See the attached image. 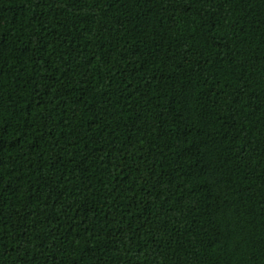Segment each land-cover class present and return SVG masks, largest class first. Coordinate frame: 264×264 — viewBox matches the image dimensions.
<instances>
[{"label":"trees","instance_id":"obj_1","mask_svg":"<svg viewBox=\"0 0 264 264\" xmlns=\"http://www.w3.org/2000/svg\"><path fill=\"white\" fill-rule=\"evenodd\" d=\"M0 264H264V0H0Z\"/></svg>","mask_w":264,"mask_h":264}]
</instances>
